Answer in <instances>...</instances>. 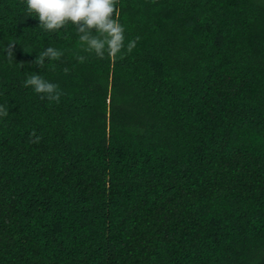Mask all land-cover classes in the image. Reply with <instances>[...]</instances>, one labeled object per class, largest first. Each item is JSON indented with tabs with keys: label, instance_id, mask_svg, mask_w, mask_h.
I'll return each mask as SVG.
<instances>
[{
	"label": "trees",
	"instance_id": "trees-1",
	"mask_svg": "<svg viewBox=\"0 0 264 264\" xmlns=\"http://www.w3.org/2000/svg\"><path fill=\"white\" fill-rule=\"evenodd\" d=\"M116 4L100 58L0 0V264H264V0Z\"/></svg>",
	"mask_w": 264,
	"mask_h": 264
},
{
	"label": "clouds",
	"instance_id": "clouds-1",
	"mask_svg": "<svg viewBox=\"0 0 264 264\" xmlns=\"http://www.w3.org/2000/svg\"><path fill=\"white\" fill-rule=\"evenodd\" d=\"M23 5L28 16L36 17L38 26L46 32L73 25L84 52L96 57L116 56L121 49L131 51L135 47L136 39L124 43V25L116 15V0H23ZM11 45L10 42L7 48L11 49ZM8 53L12 55L11 50ZM62 55V48L48 45L35 55L34 63L39 68L44 65L54 67L51 62ZM76 59L83 61L85 56L78 55ZM22 84L40 94L42 99L58 100L61 95L57 83L41 75L40 71H31ZM8 111V107L0 103V118L5 117ZM39 139V136H34V141Z\"/></svg>",
	"mask_w": 264,
	"mask_h": 264
}]
</instances>
